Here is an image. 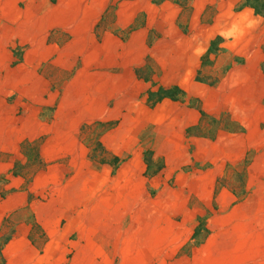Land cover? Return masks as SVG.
Here are the masks:
<instances>
[{"label": "crops", "instance_id": "0c3cea01", "mask_svg": "<svg viewBox=\"0 0 264 264\" xmlns=\"http://www.w3.org/2000/svg\"><path fill=\"white\" fill-rule=\"evenodd\" d=\"M6 2L8 11L0 13V39L5 40L3 51L5 56L8 48L21 46L23 51L12 74L8 64L5 65L0 96H6L7 87L13 84L27 87L31 94V89H38L37 96L42 86L61 88L62 98L80 99V115L74 116L78 127L82 121L114 123L110 130L103 132L102 142L121 158L114 179L120 184L119 195L123 198L115 200L117 205L113 204L112 209L115 210L114 206L118 209L120 222L126 216L131 217V226L120 225V229L129 233L130 239L134 235L135 240L143 243L140 244L142 252L134 251L136 243L130 245L133 263L264 264V190L257 191V199L244 198L236 205V212L231 206L234 200L231 194L225 196L223 192L213 198L211 188L205 193L200 189L201 178L210 179L216 169L223 173L228 163L232 167L239 166L251 149L257 155L248 166L253 179L248 183L257 187L263 184L264 173L259 169L264 161V130L259 125L264 120L263 107L254 127H249L247 113L250 98L256 96L262 101L264 75L258 73L261 79L258 96L249 89L247 74L243 76L236 67L212 87L196 80L202 69V57L216 35L225 38L224 45L232 54H242L238 38L230 33L232 23L238 19L234 16L233 19L232 10L240 8V23H246L242 22L244 11L253 10L243 7V0H57L43 11L40 6L26 10L24 0ZM182 4L187 6V11ZM41 12L46 16L43 22ZM254 16L264 22V17ZM52 29L63 38L53 39ZM54 55L52 66L48 62L50 65L43 67V62ZM232 87L234 95L230 93ZM172 88L190 97H199L201 105L205 104L203 99L207 94H211L214 108L204 105L202 108L211 115L229 112L242 128L222 132L221 146L216 140L197 138L193 131L200 124L198 108L190 106L183 97L175 100L153 97L158 89ZM23 98L17 95L16 105L28 104ZM19 106L17 109L24 112L25 107ZM37 108L30 109L31 120L39 124V116L34 115ZM29 116L17 118L28 119ZM64 119H68L66 113ZM10 133L5 131L7 135ZM152 135L174 137L165 149L180 152L172 155L175 160L168 166H172L171 172L180 171L178 188L160 199L143 198L133 186L140 185L141 195L150 193L143 175L146 165L142 157L146 148L144 141L149 140H142ZM191 143L195 147L189 153ZM217 150L222 153L219 160L215 158ZM198 151L204 154L199 156ZM201 160L212 165L206 173L199 175L197 169L183 168L186 172L181 168L196 162L200 165ZM54 206L58 205L52 204L55 209ZM242 207H246L244 217ZM61 210L59 214L68 213L66 209ZM202 216L209 217L206 223L212 234L203 243L188 246L190 235ZM234 222L237 223L235 233H238L236 244L242 247L238 260L232 259L235 255L232 257L223 247L232 239L230 235L234 232L230 225ZM24 244L22 251L15 250L11 242L8 244L6 264H105L99 259L93 262L92 257L52 255L50 242H46L43 254L29 240L25 239ZM238 246L231 244L235 249Z\"/></svg>", "mask_w": 264, "mask_h": 264}, {"label": "rangeland", "instance_id": "374dc122", "mask_svg": "<svg viewBox=\"0 0 264 264\" xmlns=\"http://www.w3.org/2000/svg\"><path fill=\"white\" fill-rule=\"evenodd\" d=\"M56 1L24 0V7L26 10H32L40 6L43 11L46 6V8L48 5L53 6ZM6 3V0H0V13L8 11L9 6L7 7ZM183 4L182 8H186L187 11V6L183 7ZM239 10V7H234L232 10V17L238 19L232 23L230 33L238 38L237 44L240 45L242 54H232L224 45L225 38L216 35L202 57V69L196 80L202 85L212 87L221 83L223 76L236 67V70L242 71L240 74L243 73V76L247 74L249 89L258 96L261 83L258 73L264 75V22L255 17L253 11L247 10L243 15L241 14L245 17L242 22L247 24L240 23ZM216 12L224 13L221 10ZM40 17L42 22L46 20L42 12ZM217 27H220L219 23ZM52 31L53 39L63 38L55 29ZM4 42L5 40L0 39L2 44V47L0 45V81L5 65L8 64L9 73L12 74V69L19 63L23 51L21 46L8 48L5 56ZM55 57L54 55L49 61L43 62V67H48L50 65L48 62L51 63ZM3 89L5 92V87ZM161 90L165 91L158 89L156 96H153L155 99L162 95ZM7 91L6 96H0V264L3 261L6 264L8 244L11 242L15 250L22 251L25 250V239L37 246L40 254H43L42 249L46 247V242H50L52 255L62 253L63 256L71 258L92 257L93 262L99 259V261L104 260L105 264H134L132 258L134 254L130 245L136 243L134 251L142 252L140 244L143 243L138 239L135 240L134 235L130 239L129 233L120 229V225L131 226V217L126 216L123 222H120L118 209L116 206H114L115 210L112 209L113 204L117 205L115 200L123 198L119 195L120 184L114 179L121 158L114 155L102 142L103 132L110 130L114 123L82 121L78 127V120L74 116L80 115V99L73 96L62 98L61 88L42 86L38 96V89H31L33 93L31 94L27 87L16 84L7 87ZM166 91L168 95L165 97L173 100L183 97L190 106L198 108L200 124L193 133L199 139L216 140L217 145H220L221 139L222 141L224 139L222 132L238 131L242 128L238 121L232 119L229 112L223 111L211 115L202 108L203 105L208 109L214 108L211 94H207L203 99L205 104L201 105L202 99L190 97L178 88ZM199 92L202 96L205 95L203 91ZM232 92L234 95L233 87L230 93ZM17 95L29 105H16ZM249 105L247 122L249 127H254L255 121L258 116L260 117L261 107H263L264 119V96L262 101H258L256 96L250 98ZM18 106L25 107V111L17 109ZM32 107H38L34 115L39 116V124L31 120ZM64 113L68 119H64ZM28 115H30L28 119L17 118ZM259 125L264 130V120L260 121ZM3 127L12 133L5 134L7 130ZM249 133L252 135L251 132ZM173 139L174 137L162 135L143 137L142 142L149 140L144 141L146 148L142 152V157L146 165L143 175L147 178L145 183L149 185L150 193L141 195L140 185H133L143 198L160 199V197L164 198L167 192H176L177 174L180 171L175 169L171 172L172 166H168L174 162V156L179 155L180 152L165 149L172 143L168 141ZM199 146L201 147V144ZM194 147L195 145L191 143L189 153ZM197 154L202 156L204 151H198ZM217 154L215 158L219 160L222 153L217 150ZM256 155L257 152L251 149L248 157L239 166L232 167L228 163L223 173L220 169H216L215 175L210 179L207 178L208 176L201 178L202 193L211 188L213 198H217L223 192L225 196L226 193L231 194L234 198L231 206L234 208L242 203L244 198L250 196L254 199L259 198L257 191L264 190V176L263 184L259 187L257 184L253 186L248 183L253 180L248 166L254 161L253 158L256 159ZM262 164L259 169L264 173V161ZM181 168L186 172L187 169L183 168L197 169V174L200 175L206 173L212 165L208 161L203 163L201 160L200 165L196 162ZM86 201H88L87 205L84 204ZM52 204L58 206H54V209ZM61 209H66L68 213L59 214L63 212ZM245 210L246 207L240 208L243 217ZM208 218V216L201 217L190 235L188 246H197L210 237L212 231L206 223ZM236 226V222L230 225L234 233L230 235L232 239L228 245L223 246L232 253V257L235 255L232 258L234 260L239 259L238 255L242 248L236 244L238 235L235 233ZM231 244L239 248H232Z\"/></svg>", "mask_w": 264, "mask_h": 264}, {"label": "trees", "instance_id": "16d2710c", "mask_svg": "<svg viewBox=\"0 0 264 264\" xmlns=\"http://www.w3.org/2000/svg\"><path fill=\"white\" fill-rule=\"evenodd\" d=\"M160 1V0H158ZM242 6L249 7L253 10L255 15L264 17V0H243ZM162 95L157 99H161L168 95V91H162ZM1 264H5L3 261Z\"/></svg>", "mask_w": 264, "mask_h": 264}]
</instances>
